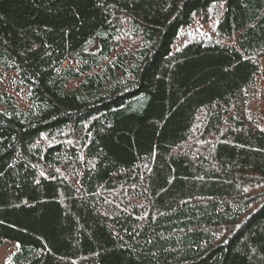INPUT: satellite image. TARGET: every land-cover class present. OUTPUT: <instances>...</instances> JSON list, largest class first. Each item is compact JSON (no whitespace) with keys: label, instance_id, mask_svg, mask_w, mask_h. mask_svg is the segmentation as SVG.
<instances>
[{"label":"trees","instance_id":"trees-1","mask_svg":"<svg viewBox=\"0 0 264 264\" xmlns=\"http://www.w3.org/2000/svg\"><path fill=\"white\" fill-rule=\"evenodd\" d=\"M263 58L264 0H0L13 264H264Z\"/></svg>","mask_w":264,"mask_h":264},{"label":"rangeland","instance_id":"rangeland-1","mask_svg":"<svg viewBox=\"0 0 264 264\" xmlns=\"http://www.w3.org/2000/svg\"><path fill=\"white\" fill-rule=\"evenodd\" d=\"M201 22L195 20L192 26L183 29L184 34H203L204 37L210 36L209 31L200 26ZM262 65L264 67V58L262 59ZM22 103V99L18 97ZM18 249V242L6 239L2 245H0V264H13L12 256Z\"/></svg>","mask_w":264,"mask_h":264}]
</instances>
